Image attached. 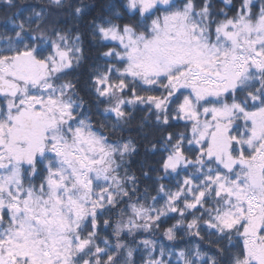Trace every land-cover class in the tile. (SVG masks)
Segmentation results:
<instances>
[{
	"label": "snow or ice",
	"instance_id": "6c2138e0",
	"mask_svg": "<svg viewBox=\"0 0 264 264\" xmlns=\"http://www.w3.org/2000/svg\"><path fill=\"white\" fill-rule=\"evenodd\" d=\"M38 3L0 0V264H264V0Z\"/></svg>",
	"mask_w": 264,
	"mask_h": 264
},
{
	"label": "trees",
	"instance_id": "16d2710c",
	"mask_svg": "<svg viewBox=\"0 0 264 264\" xmlns=\"http://www.w3.org/2000/svg\"><path fill=\"white\" fill-rule=\"evenodd\" d=\"M21 0H17V3H20ZM217 3H219V0H217ZM26 4H37V6H39L38 0H26ZM4 21V15L0 14V24H2ZM96 57V52L94 49L92 48H88V60L89 63H91ZM137 121H139V115L137 116ZM133 135L135 136L136 133L133 132ZM145 158V148L144 146L141 144L140 147V155L138 157H136L137 162L143 160ZM134 170L136 169V165L133 166ZM167 225H165L166 227ZM149 238L152 239H156L158 242H162L164 244H168L169 242L167 240L164 239L163 237V229H161L160 232L156 233L155 236H151Z\"/></svg>",
	"mask_w": 264,
	"mask_h": 264
}]
</instances>
